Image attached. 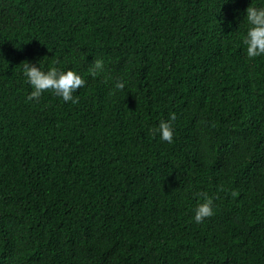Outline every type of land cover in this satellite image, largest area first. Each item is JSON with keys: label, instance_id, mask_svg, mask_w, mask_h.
Returning <instances> with one entry per match:
<instances>
[{"label": "trees", "instance_id": "trees-1", "mask_svg": "<svg viewBox=\"0 0 264 264\" xmlns=\"http://www.w3.org/2000/svg\"><path fill=\"white\" fill-rule=\"evenodd\" d=\"M251 4L0 0V264H264ZM25 61L80 72L77 103L29 101ZM201 193L214 215L198 224Z\"/></svg>", "mask_w": 264, "mask_h": 264}, {"label": "clouds", "instance_id": "clouds-1", "mask_svg": "<svg viewBox=\"0 0 264 264\" xmlns=\"http://www.w3.org/2000/svg\"><path fill=\"white\" fill-rule=\"evenodd\" d=\"M244 20L247 24V31L242 38V43L246 46V54L249 58L260 57L264 55V4L260 6L250 5L244 14ZM22 72L32 91L28 95L29 101L38 102L42 94L51 91L55 96L60 97L65 103H77V98L73 95L78 89L85 87L86 80L80 72L67 70L62 71L55 66H50L46 71L40 66V61L36 64L23 62ZM20 64V65H21ZM89 73L92 77H97L104 72V62L94 60L91 63ZM125 86L122 80H117L114 84L115 89H123ZM174 113L169 114L168 121L161 120L158 128L160 139L167 143L173 142L174 128L172 122L175 121ZM202 203H199L194 211V221L201 223L205 218L212 217L213 201L206 194L201 193Z\"/></svg>", "mask_w": 264, "mask_h": 264}]
</instances>
